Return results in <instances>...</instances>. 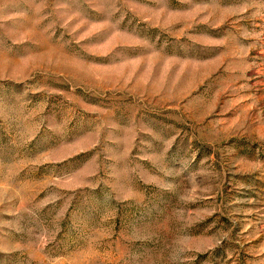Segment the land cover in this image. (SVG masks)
<instances>
[{
	"label": "rangeland",
	"instance_id": "obj_1",
	"mask_svg": "<svg viewBox=\"0 0 264 264\" xmlns=\"http://www.w3.org/2000/svg\"><path fill=\"white\" fill-rule=\"evenodd\" d=\"M0 264H264V0H0Z\"/></svg>",
	"mask_w": 264,
	"mask_h": 264
}]
</instances>
